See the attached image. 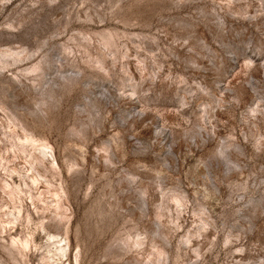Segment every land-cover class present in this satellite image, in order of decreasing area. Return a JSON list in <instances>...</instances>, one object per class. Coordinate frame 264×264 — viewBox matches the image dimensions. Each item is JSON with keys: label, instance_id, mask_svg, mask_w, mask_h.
I'll list each match as a JSON object with an SVG mask.
<instances>
[{"label": "rangeland", "instance_id": "rangeland-1", "mask_svg": "<svg viewBox=\"0 0 264 264\" xmlns=\"http://www.w3.org/2000/svg\"><path fill=\"white\" fill-rule=\"evenodd\" d=\"M0 264H264V0H0Z\"/></svg>", "mask_w": 264, "mask_h": 264}, {"label": "bare ground", "instance_id": "bare-ground-1", "mask_svg": "<svg viewBox=\"0 0 264 264\" xmlns=\"http://www.w3.org/2000/svg\"><path fill=\"white\" fill-rule=\"evenodd\" d=\"M58 248H59V247H58ZM58 248H57V249H58ZM61 251H63V250L61 249Z\"/></svg>", "mask_w": 264, "mask_h": 264}]
</instances>
